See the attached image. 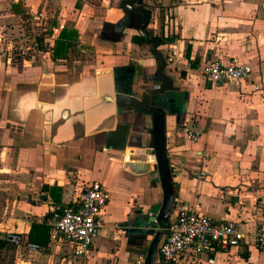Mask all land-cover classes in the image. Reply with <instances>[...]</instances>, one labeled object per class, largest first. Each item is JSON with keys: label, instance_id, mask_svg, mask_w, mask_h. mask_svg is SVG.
<instances>
[{"label": "crops", "instance_id": "0c3cea01", "mask_svg": "<svg viewBox=\"0 0 264 264\" xmlns=\"http://www.w3.org/2000/svg\"><path fill=\"white\" fill-rule=\"evenodd\" d=\"M125 0H0V38L23 31V15L51 10L62 18L30 59L0 55V264H142L152 236L143 227L163 194L150 154L149 116L134 97L155 86L157 60L124 21ZM80 4V6H78ZM148 31L169 39L160 48L179 92L166 108V143L180 209L242 225L239 247L185 253L165 263L264 264L255 233L264 223V0H143ZM133 24L140 16L133 15ZM122 40L108 37L104 25ZM75 29L84 47L75 58L53 60L59 33ZM139 33V32H138ZM104 34V35H103ZM49 37V38H48ZM172 56L174 62L168 61ZM70 56V54H69ZM250 64L246 80L215 85L202 69L210 61ZM113 100H112V99ZM122 117L117 113L116 100ZM187 128L201 133L191 144ZM109 193L104 226L86 255L50 238L39 251L5 242L8 232L29 240L35 223L56 207L73 208L92 183ZM116 226L118 228H116ZM50 234V232H49Z\"/></svg>", "mask_w": 264, "mask_h": 264}, {"label": "built area", "instance_id": "2783aa9c", "mask_svg": "<svg viewBox=\"0 0 264 264\" xmlns=\"http://www.w3.org/2000/svg\"><path fill=\"white\" fill-rule=\"evenodd\" d=\"M167 60L174 62L170 55ZM251 73L250 64L236 59L227 65L221 61H210L202 69L205 79L215 85L246 80ZM185 138L188 143L195 144L200 140L201 133L194 128H187ZM108 201V191L100 183H92L81 193L76 206L56 207L46 218L45 224L50 228V238L61 239L70 244L74 247L76 256L86 255L104 226L102 216ZM4 240L9 245H23L33 251L41 248L39 244L25 239L19 233L8 232ZM244 240L245 231L238 222H217L207 215L180 209L175 218L170 220L165 239L158 247V254L163 262L171 263L185 253L200 257L211 248L226 250L239 247ZM255 247L264 252V223L255 233Z\"/></svg>", "mask_w": 264, "mask_h": 264}, {"label": "water", "instance_id": "95a60500", "mask_svg": "<svg viewBox=\"0 0 264 264\" xmlns=\"http://www.w3.org/2000/svg\"><path fill=\"white\" fill-rule=\"evenodd\" d=\"M122 4L124 21L128 28L138 30L139 34L145 38L146 43L150 45V52L157 60L156 72L149 77L150 80H153L155 86L145 90L141 95L138 94V97H134L132 100V105L136 111H141L149 116V133L152 141L150 154L155 160V172L158 174L163 194L159 208L155 210L150 218V223L157 227L145 226L142 229L146 237L148 235L152 236L151 241L146 246L147 253L142 264H151L158 247L165 239L175 207V189L166 148V108L167 103L174 102L172 95L179 92V87L175 86L173 78L165 73L167 61L160 49L165 42L160 37L151 35L148 31L151 12L144 7L143 0H125ZM133 15L140 16L138 26L133 24ZM119 104L120 102L117 99L118 118H121L122 112Z\"/></svg>", "mask_w": 264, "mask_h": 264}, {"label": "rangeland", "instance_id": "374dc122", "mask_svg": "<svg viewBox=\"0 0 264 264\" xmlns=\"http://www.w3.org/2000/svg\"><path fill=\"white\" fill-rule=\"evenodd\" d=\"M83 0H79L81 3ZM89 4L100 5V0H86ZM80 6V4H78ZM49 11L41 15L38 13L36 16L37 19H33L34 16H30L29 14L23 15L25 20L23 31H18L15 33H11L8 36H2L0 38V55H5L6 53H12L13 58L17 59H30L32 56H36L42 51L39 49L41 45H43L44 53L42 56L48 58L47 53H49V44H45L43 41H39L38 38L42 37L44 33L52 30L53 27L62 23L61 16L59 14L53 13L54 10L57 9V6H54L51 10L50 6H48ZM47 38V37H46ZM49 38V37H48ZM84 47L79 43L78 47L71 48L69 54L67 56L68 61H72L75 58H79L80 60L84 59L83 53L81 50ZM47 52V53H46Z\"/></svg>", "mask_w": 264, "mask_h": 264}, {"label": "trees", "instance_id": "16d2710c", "mask_svg": "<svg viewBox=\"0 0 264 264\" xmlns=\"http://www.w3.org/2000/svg\"><path fill=\"white\" fill-rule=\"evenodd\" d=\"M104 29L107 28L109 30H105L108 34V37L113 39L114 41L122 40L124 37V34L126 33V30H124L122 33H116L111 25L106 24L104 25ZM138 31V30H137ZM52 34V30L49 32L44 33V35L39 39V41H43L44 38L48 35ZM104 35V34H103ZM163 42H168L169 39L161 36L160 37ZM133 41L138 44H145V38L140 35L138 32L133 35ZM80 41H79V35L78 32L75 29H63L58 36V39L55 41L53 46V60H60V59H66L69 51L71 48L78 47ZM40 50H44L43 45L40 46ZM50 228L45 224V221L43 223H35L33 224L30 233H29V241L33 243H37L40 246L46 247L50 240Z\"/></svg>", "mask_w": 264, "mask_h": 264}]
</instances>
